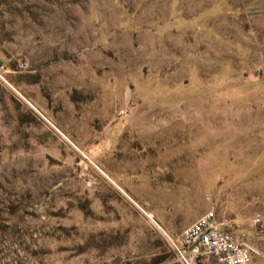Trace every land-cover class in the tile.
<instances>
[{
	"label": "rangeland",
	"instance_id": "obj_1",
	"mask_svg": "<svg viewBox=\"0 0 264 264\" xmlns=\"http://www.w3.org/2000/svg\"><path fill=\"white\" fill-rule=\"evenodd\" d=\"M212 207L264 264V0H0V264H186Z\"/></svg>",
	"mask_w": 264,
	"mask_h": 264
},
{
	"label": "built area",
	"instance_id": "obj_2",
	"mask_svg": "<svg viewBox=\"0 0 264 264\" xmlns=\"http://www.w3.org/2000/svg\"><path fill=\"white\" fill-rule=\"evenodd\" d=\"M172 244L186 264H194L201 251L217 264H253L258 254L241 235L222 229L213 207L182 232L178 245Z\"/></svg>",
	"mask_w": 264,
	"mask_h": 264
},
{
	"label": "crops",
	"instance_id": "obj_3",
	"mask_svg": "<svg viewBox=\"0 0 264 264\" xmlns=\"http://www.w3.org/2000/svg\"><path fill=\"white\" fill-rule=\"evenodd\" d=\"M194 223V222H193ZM192 223V224H193ZM192 224H190L189 226H191ZM189 226H187L186 228H188ZM186 228H184L183 230H182V232L186 229ZM223 228V227H222ZM224 231H228V232H234V231H229V230H225V229H223ZM171 232L173 233V234H178L179 232H180V230H175V229H173V230H171ZM234 233H236V232H234ZM238 234V233H237ZM253 263H254V261H253Z\"/></svg>",
	"mask_w": 264,
	"mask_h": 264
},
{
	"label": "trees",
	"instance_id": "obj_4",
	"mask_svg": "<svg viewBox=\"0 0 264 264\" xmlns=\"http://www.w3.org/2000/svg\"><path fill=\"white\" fill-rule=\"evenodd\" d=\"M211 259H212L215 263H217L216 259H214V258H212V257H211Z\"/></svg>",
	"mask_w": 264,
	"mask_h": 264
},
{
	"label": "bare ground",
	"instance_id": "obj_5",
	"mask_svg": "<svg viewBox=\"0 0 264 264\" xmlns=\"http://www.w3.org/2000/svg\"><path fill=\"white\" fill-rule=\"evenodd\" d=\"M105 174V173H104ZM104 176V175H103ZM151 215L149 214V216L148 217H150ZM152 221H154L153 219H152Z\"/></svg>",
	"mask_w": 264,
	"mask_h": 264
}]
</instances>
